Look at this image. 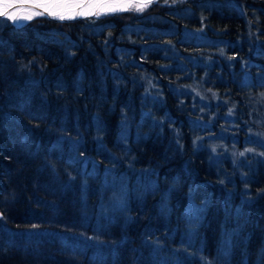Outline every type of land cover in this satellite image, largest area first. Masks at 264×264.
<instances>
[{
    "label": "trees",
    "instance_id": "obj_1",
    "mask_svg": "<svg viewBox=\"0 0 264 264\" xmlns=\"http://www.w3.org/2000/svg\"><path fill=\"white\" fill-rule=\"evenodd\" d=\"M4 27L0 264H264V0Z\"/></svg>",
    "mask_w": 264,
    "mask_h": 264
},
{
    "label": "snow or ice",
    "instance_id": "obj_2",
    "mask_svg": "<svg viewBox=\"0 0 264 264\" xmlns=\"http://www.w3.org/2000/svg\"><path fill=\"white\" fill-rule=\"evenodd\" d=\"M155 2L156 0H0V18L14 25L21 21L31 22L40 17L65 22L129 11L142 13Z\"/></svg>",
    "mask_w": 264,
    "mask_h": 264
},
{
    "label": "rangeland",
    "instance_id": "obj_3",
    "mask_svg": "<svg viewBox=\"0 0 264 264\" xmlns=\"http://www.w3.org/2000/svg\"><path fill=\"white\" fill-rule=\"evenodd\" d=\"M184 0H175V2H173V0H167V3H165V0H156L155 3H161L162 5H173V4H176V3H180ZM154 4V3H153ZM125 13V12H124ZM138 13V12H137ZM116 15V14H114ZM102 17V16H100ZM78 19H84V18H78ZM91 19H94V18H91ZM4 18H0V33L1 31H3V27H4ZM47 20H54V19H50V18H47V17H40V18H36L34 20H32L31 22H21L19 24H13L12 22L7 21V23H9L10 25L14 26V27H23V26H27V25H30V24H34V25H41V24H44V22H47ZM54 21H57V20H54ZM59 22V21H57ZM5 28V27H4ZM5 38V36H3ZM256 100H254V105L256 107H260L262 108L263 110H261L255 117L256 120L258 121H261V122H264V102L262 101V99L259 97V96H256L254 97ZM232 127H233V124L231 123L230 124ZM233 131V130H232ZM264 133V127H257V130H253L252 131V138L255 139V141H260V143H263L264 140H263V137L261 136V134ZM241 138V143H240V146L241 147H236V149L233 146L232 142H230L229 145H227L228 148H230V152L232 154V156H234V158H238L240 155V153H244V155L247 154L248 151H250V145H252L251 141L249 138H246V135L244 133H242V137ZM257 138V139H256ZM227 138H223L222 140H220V144H223L224 141H226ZM231 140H235V137L234 138H231ZM234 161V159H233ZM116 187L113 188L112 190V193L110 195V204H108V206L112 209H115L117 206L119 205H122L123 203V199L126 198L128 195V193L126 194V191L124 189L127 190V188L123 185H120L121 187H119V185H115ZM128 192V190H127ZM166 207L167 204L165 205ZM102 215L105 217V219H107L108 217V212H101ZM0 215H1V212H0Z\"/></svg>",
    "mask_w": 264,
    "mask_h": 264
},
{
    "label": "bare ground",
    "instance_id": "obj_4",
    "mask_svg": "<svg viewBox=\"0 0 264 264\" xmlns=\"http://www.w3.org/2000/svg\"><path fill=\"white\" fill-rule=\"evenodd\" d=\"M21 22H23V21H21ZM21 22H18L17 24H19V23H21Z\"/></svg>",
    "mask_w": 264,
    "mask_h": 264
}]
</instances>
